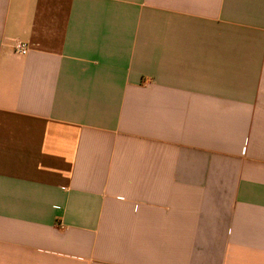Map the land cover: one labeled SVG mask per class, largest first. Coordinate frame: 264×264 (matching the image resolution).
Masks as SVG:
<instances>
[{
    "label": "crops",
    "instance_id": "0c3cea01",
    "mask_svg": "<svg viewBox=\"0 0 264 264\" xmlns=\"http://www.w3.org/2000/svg\"><path fill=\"white\" fill-rule=\"evenodd\" d=\"M0 264H264V0H0Z\"/></svg>",
    "mask_w": 264,
    "mask_h": 264
},
{
    "label": "built area",
    "instance_id": "2783aa9c",
    "mask_svg": "<svg viewBox=\"0 0 264 264\" xmlns=\"http://www.w3.org/2000/svg\"><path fill=\"white\" fill-rule=\"evenodd\" d=\"M13 51L19 56H25L28 53V45L26 42L17 40L13 44Z\"/></svg>",
    "mask_w": 264,
    "mask_h": 264
}]
</instances>
